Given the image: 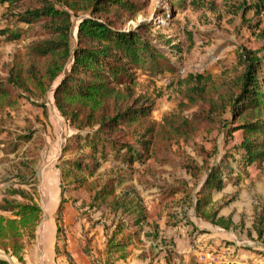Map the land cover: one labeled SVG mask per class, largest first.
Segmentation results:
<instances>
[{
    "label": "trees",
    "instance_id": "1",
    "mask_svg": "<svg viewBox=\"0 0 264 264\" xmlns=\"http://www.w3.org/2000/svg\"><path fill=\"white\" fill-rule=\"evenodd\" d=\"M170 2L184 7V0ZM147 3L148 0H0L9 21L27 26L19 31L1 27L0 41L17 40L22 35L31 38L15 53L5 75L0 76V143L8 151H16L34 139L33 130L13 137L6 125L12 119L11 113L25 100L46 113V103L52 95L54 106L74 131L61 148L62 198L58 217L67 201L66 194L79 191L88 194L83 205L106 210L112 216L111 223L105 226L104 264L126 259L146 233L148 209L136 190L126 184L130 174L137 171L136 163L141 167L149 160L171 161L169 153L175 144H189L204 131L224 130L226 140L235 132L242 133L235 153L221 152L214 141L210 149L196 148L200 161L191 156L178 161L191 176L192 185L179 181L161 186L164 197L182 195L179 201L183 215L196 236L206 229L190 218L187 207L203 223L224 230L235 228L238 224L232 213L224 215L221 211L237 199L238 192L220 199H215L214 194L228 185L240 186L252 170L264 171V56L246 50L239 55L237 67L225 66L219 74L206 69L183 77L175 73L164 48L151 40L159 38L175 55L181 50L172 45V39L159 31L152 32L151 22L141 21L130 30L119 26L137 17ZM241 4L245 13L264 11V0H242ZM255 26L259 27L260 22ZM147 73L152 79L145 84L146 89L168 73L170 85L178 87L176 106L161 119L154 116L160 94L140 91V78ZM107 161L114 165V176L99 172ZM36 162V154L17 155L8 172L13 182L0 199V249L19 260L26 242L37 237L43 214ZM247 232L249 236L254 232L256 239L264 242V201L253 207V224ZM152 237L157 240L158 231ZM173 246L164 256L165 264H200L194 258L177 263ZM82 249L92 259L91 249ZM0 264L10 263L0 258Z\"/></svg>",
    "mask_w": 264,
    "mask_h": 264
},
{
    "label": "rangeland",
    "instance_id": "2",
    "mask_svg": "<svg viewBox=\"0 0 264 264\" xmlns=\"http://www.w3.org/2000/svg\"><path fill=\"white\" fill-rule=\"evenodd\" d=\"M252 1L254 0H245L248 3ZM241 2L242 0H184V7L181 8L170 0H148V5L143 7L137 17L128 19L119 26L130 30L136 28L141 21L151 22L152 32L159 31L165 38L172 39V45L181 50L175 55L168 50L167 43H162L159 38L151 40L164 48L165 56L176 68L175 73L183 77L188 73L206 69H214V72L219 74L225 66L237 67L239 55L246 50L264 56V11L257 14L253 9L245 13ZM9 20L10 17L0 5V28L9 26L14 31H19L27 27L25 24ZM258 21L260 26L256 27ZM30 41L31 38H25V35L13 41H0V76L5 75L15 53ZM167 76L156 79V85L148 89L145 84L152 79L151 74L147 73L140 78L143 84L141 92L154 90L155 94H160L156 99L154 112L155 118L158 119L172 110L180 98L178 87L170 85L171 77ZM51 96L46 103V113L42 107L25 100L16 112L11 113L12 119L6 125L13 137L33 130L34 139L26 141L16 151H8L0 143V199L4 189L13 182L8 172L12 169L17 155L36 154L37 162L34 167L38 179L39 203L43 209L37 237L26 242L22 260L1 249L0 258L8 260L10 264H104L107 239L105 226L111 223L112 216L106 210L83 205L82 200H88V194L79 191L66 194L67 201L61 216L58 217V206L62 198L61 148L67 136L74 131L54 104L50 103ZM241 139L240 131L227 140L224 130L204 131L195 136L189 144H175L173 151L169 153L172 154L171 161L161 163L149 160L141 167L136 163L137 171L130 174L131 178L127 179L126 184L132 186L143 200L149 219L144 227L146 233L142 235V243L138 248H133L126 259L117 261V264H165L164 256L172 245L175 260L180 262L181 256L185 255L180 250H186L185 247L191 245L189 233L192 226L186 223L183 207L180 206L182 195L177 194L174 198L164 197V188L161 186L176 184L179 181L193 184L191 176L178 161L187 156L200 161L196 148L210 149L213 142L217 141L221 152L232 150V153H235V147ZM113 169L114 165L107 161L99 172L114 176ZM8 178L9 180H6ZM117 191L122 192L121 188ZM234 191L238 192L237 199L222 212L232 213L234 222L238 224L235 228L224 230L203 223L193 217V211L189 207L187 213L199 227L206 229V240L213 242V248L209 251L220 253L222 260L228 250L227 259L233 264H264V242L257 240L255 233L249 236L247 232L253 223V207L264 201V171L255 169L252 178L244 180L239 187H227L222 194ZM175 222L179 223L176 225ZM155 231H158L157 240L152 237ZM221 242L230 246L222 244L219 247ZM192 244H195L192 249H200V243ZM82 246L91 249L92 259L84 253ZM209 262L212 263L211 260Z\"/></svg>",
    "mask_w": 264,
    "mask_h": 264
},
{
    "label": "crops",
    "instance_id": "3",
    "mask_svg": "<svg viewBox=\"0 0 264 264\" xmlns=\"http://www.w3.org/2000/svg\"><path fill=\"white\" fill-rule=\"evenodd\" d=\"M49 103V102H48ZM50 103L53 105L54 103H53V97L51 96L50 97ZM253 171H255V170H252V172H251V175H250V177L249 178H252L253 177ZM246 179H248V178H246ZM245 179V180H246ZM244 181V180H243ZM242 181V182H243ZM229 186H233V185H228L227 187H229ZM240 186H241V184H240ZM226 187V188H227ZM233 187H236V186H233ZM239 187V186H238ZM225 188V189H226ZM224 189V190H225ZM223 190V191H224ZM223 191L222 192H219V193H215L214 194V198L215 199H220L223 195H227V194H230V193H226V194H222L223 193ZM218 194H220L219 196H216V195H218ZM221 213L222 214H224V212H222L221 211ZM253 213V212H252ZM230 214V213H229ZM224 215H228V214H224ZM253 224V223H252ZM250 228H252V226H250ZM249 228V229H250ZM254 233V232H253ZM252 233V234H253ZM190 235H191V237H190V243H191V245H188V246H186L185 247V249L186 250H183L182 251V249L180 250L181 252H183V253H185V255H182L181 256V258H180V260L181 259H183L185 262L186 261H188L190 258H194L196 261H198L200 264H210V262H209V258H207V257H203V255L204 254H207V251H209V250H212V248H213V242L212 241H208V240H206L207 238L204 236L205 235V233H202V234H198L197 236L194 234H192V230H191V232L189 233ZM194 236V237H193ZM196 236V237H195ZM193 241V242H192ZM202 241V242H201ZM200 243V246H199V250H197V249H192V247H195V244H192V243ZM222 244H224L225 245V242L223 243V242H221V244H220V246L219 247H221V245ZM203 246L205 247V248H203ZM228 246H230V245H228ZM53 247H54V245H53ZM211 248V249H210ZM216 248V247H215ZM175 254H176V252H175ZM52 255V254H51ZM50 260H52L54 263H56L53 259H50Z\"/></svg>",
    "mask_w": 264,
    "mask_h": 264
},
{
    "label": "built area",
    "instance_id": "4",
    "mask_svg": "<svg viewBox=\"0 0 264 264\" xmlns=\"http://www.w3.org/2000/svg\"><path fill=\"white\" fill-rule=\"evenodd\" d=\"M227 255H229V251L227 250V254L225 256V258H223L222 260V255L220 253L214 252V251H209L208 254H204L203 257H207L209 258V260H211L212 262H223L226 264H233V262L229 261V259H227ZM230 257V256H229ZM225 260V261H224Z\"/></svg>",
    "mask_w": 264,
    "mask_h": 264
}]
</instances>
